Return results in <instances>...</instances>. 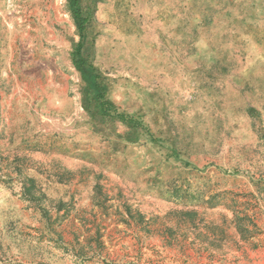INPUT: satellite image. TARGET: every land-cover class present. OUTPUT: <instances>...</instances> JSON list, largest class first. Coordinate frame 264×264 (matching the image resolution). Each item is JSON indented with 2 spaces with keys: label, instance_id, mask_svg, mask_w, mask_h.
Here are the masks:
<instances>
[{
  "label": "rangeland",
  "instance_id": "rangeland-1",
  "mask_svg": "<svg viewBox=\"0 0 264 264\" xmlns=\"http://www.w3.org/2000/svg\"><path fill=\"white\" fill-rule=\"evenodd\" d=\"M79 9L0 0V264H264V0Z\"/></svg>",
  "mask_w": 264,
  "mask_h": 264
},
{
  "label": "trees",
  "instance_id": "trees-1",
  "mask_svg": "<svg viewBox=\"0 0 264 264\" xmlns=\"http://www.w3.org/2000/svg\"><path fill=\"white\" fill-rule=\"evenodd\" d=\"M71 2H72V5H73V8H74V13H75L76 17L81 21V23H80V31L83 32L84 28H85V22L87 20L84 17H82V15H81V11L79 9L80 0H71ZM79 62H80V59H76V57H75V63L79 64V66H81V64ZM101 104H102V107H104L105 103L103 101L101 102Z\"/></svg>",
  "mask_w": 264,
  "mask_h": 264
},
{
  "label": "crops",
  "instance_id": "crops-1",
  "mask_svg": "<svg viewBox=\"0 0 264 264\" xmlns=\"http://www.w3.org/2000/svg\"><path fill=\"white\" fill-rule=\"evenodd\" d=\"M76 69H77V68H76ZM63 103H64V105H67V106L70 105L68 101L63 102ZM71 104H72V102H71ZM81 107H82V104H81Z\"/></svg>",
  "mask_w": 264,
  "mask_h": 264
}]
</instances>
